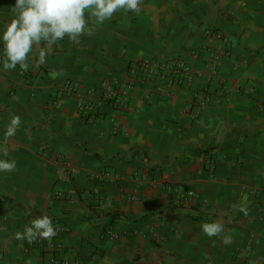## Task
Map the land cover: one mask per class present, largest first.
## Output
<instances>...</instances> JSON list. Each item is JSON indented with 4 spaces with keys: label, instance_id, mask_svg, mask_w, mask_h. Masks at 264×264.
Here are the masks:
<instances>
[{
    "label": "crops",
    "instance_id": "1",
    "mask_svg": "<svg viewBox=\"0 0 264 264\" xmlns=\"http://www.w3.org/2000/svg\"><path fill=\"white\" fill-rule=\"evenodd\" d=\"M13 4L0 0V27ZM140 9L103 25L86 13L85 34L52 46L43 66L35 63L39 47L24 67L0 62V146L17 164L0 174V198L21 207L0 212V264H48L53 240L67 245L74 264H264V0H142ZM213 53L227 57L210 79ZM143 58H180L193 91L215 93L221 82L229 101L192 121L182 113L191 90L147 99L154 87L138 86L130 113L93 124L77 116L71 96L52 105L55 86L124 80L128 64ZM14 117L21 123L8 139ZM101 172L125 177L106 183L103 198L94 179ZM141 175L148 181L139 185L133 178ZM186 191L206 202L171 206ZM41 215L52 219L53 238H17ZM213 222L224 232L209 238L201 226Z\"/></svg>",
    "mask_w": 264,
    "mask_h": 264
},
{
    "label": "built area",
    "instance_id": "2",
    "mask_svg": "<svg viewBox=\"0 0 264 264\" xmlns=\"http://www.w3.org/2000/svg\"><path fill=\"white\" fill-rule=\"evenodd\" d=\"M208 36L221 41L227 46V40L220 34H210ZM64 40L69 39L65 37ZM226 57V54H211L210 79L217 75V63ZM18 76L23 83L31 86L30 76L25 69L20 68ZM220 83L215 93H212L209 86L193 91V73L184 60L180 58L174 60L143 58L131 61L128 64L124 80L104 78L96 86L88 88H83L78 82L67 80L63 84L55 86L57 95L52 105L54 107L58 106L60 95L71 96L75 100L77 116L86 123L93 124L98 120L105 119L110 113L122 116L130 113L133 110L130 98L132 91L138 86L149 85L154 88L145 94L147 99L151 97L166 98L172 94L174 89L191 90V100L182 113L194 121L203 108L212 104L220 105L222 101H229L228 96L225 95L226 91ZM113 128L116 134L119 128L114 120ZM204 158L208 165L213 163L210 153H207ZM56 163L63 162L58 159ZM94 179L97 180V186L100 188L99 196L103 198V186L106 183L116 182L120 184L125 180V177L119 174L101 172ZM133 179L139 185L148 181L147 176L144 175L135 176ZM194 202L204 205L206 201L199 198L195 192L186 191L174 194L170 204L173 207L182 208ZM48 247L51 254L50 259L47 261L48 264H74V261L69 257L71 251L65 243L53 240L48 244ZM97 257L99 256L96 255Z\"/></svg>",
    "mask_w": 264,
    "mask_h": 264
},
{
    "label": "clouds",
    "instance_id": "3",
    "mask_svg": "<svg viewBox=\"0 0 264 264\" xmlns=\"http://www.w3.org/2000/svg\"><path fill=\"white\" fill-rule=\"evenodd\" d=\"M142 0H14L10 10L12 18L0 27V62L5 70L24 67L39 47L35 63L43 66L58 41L65 37L75 41L88 30L87 17L96 25H103L121 12L139 13ZM21 121L12 118L6 126L5 137L15 136ZM8 149L0 146V174L15 171V160L3 158ZM202 232L209 238L224 232L222 223H205ZM56 235L53 221L41 215L17 233V238L34 242L37 239H51ZM224 243H230L228 239Z\"/></svg>",
    "mask_w": 264,
    "mask_h": 264
},
{
    "label": "trees",
    "instance_id": "4",
    "mask_svg": "<svg viewBox=\"0 0 264 264\" xmlns=\"http://www.w3.org/2000/svg\"><path fill=\"white\" fill-rule=\"evenodd\" d=\"M20 209L21 207L13 202V200L10 198H0V212H9Z\"/></svg>",
    "mask_w": 264,
    "mask_h": 264
}]
</instances>
